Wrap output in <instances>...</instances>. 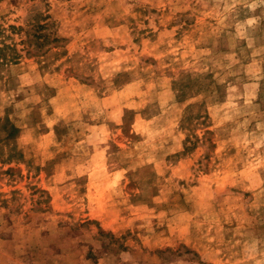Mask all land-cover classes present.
Masks as SVG:
<instances>
[{
	"label": "rangeland",
	"instance_id": "1",
	"mask_svg": "<svg viewBox=\"0 0 264 264\" xmlns=\"http://www.w3.org/2000/svg\"><path fill=\"white\" fill-rule=\"evenodd\" d=\"M0 264H264V0H0Z\"/></svg>",
	"mask_w": 264,
	"mask_h": 264
}]
</instances>
